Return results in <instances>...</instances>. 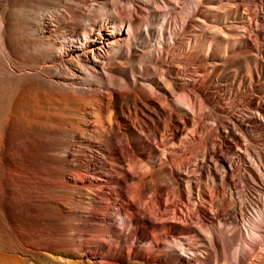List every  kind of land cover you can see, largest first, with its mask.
Instances as JSON below:
<instances>
[{
    "label": "bare ground",
    "instance_id": "1",
    "mask_svg": "<svg viewBox=\"0 0 264 264\" xmlns=\"http://www.w3.org/2000/svg\"><path fill=\"white\" fill-rule=\"evenodd\" d=\"M263 175L264 0H0V264H216Z\"/></svg>",
    "mask_w": 264,
    "mask_h": 264
},
{
    "label": "rangeland",
    "instance_id": "2",
    "mask_svg": "<svg viewBox=\"0 0 264 264\" xmlns=\"http://www.w3.org/2000/svg\"><path fill=\"white\" fill-rule=\"evenodd\" d=\"M52 119H51V122L53 123L54 122V118L53 117H51ZM43 140H45V138H43ZM84 153V154H83ZM83 153H81L80 155H81V157L83 158V159H85L86 161H88V162H92V164H95L96 162H97V160H95L96 158H94V156L90 153V152H83ZM86 157V158H85ZM91 160V161H90ZM87 162V163H88ZM95 166H97V165H95ZM9 168L6 170V172L8 171V173H10V174H7L8 176H9V178H16V179H19V177H21V171L17 168H15V166H12V165H10V166H8ZM17 170H19V171H17ZM74 171V173L76 174V176L77 177H80L81 179H92L94 176V178L93 179H95V178H97L99 175L98 174H96L95 173V171H93V170H83V169H75V170H73ZM11 172L13 173L12 175H11ZM19 172V173H18ZM114 172H115V176H114ZM117 171L115 170V171H113V172H111L110 174L109 173H107V175H105V176H107V177H105V176H99V177H102L103 179H124L125 177V179H138V178H140L139 176H141V172L138 174V175H132V174H129V173H122V172H117ZM82 173V174H81ZM113 173V174H112ZM78 174V175H77ZM108 174H109V176H110V178H108ZM19 175V176H18ZM118 175V176H117ZM119 175H120V177H119ZM122 175V176H121ZM235 175V179H236V183H238L237 185L239 186V187H241V184H240V182H238L240 179H245V176H237L236 174H234ZM83 178H82V177ZM87 178H86V177ZM88 176H90V177H88ZM113 176V177H112ZM98 177V178H99ZM124 177V178H123ZM238 177V178H237ZM23 178V177H22ZM196 178H198L197 176H196ZM199 178H204V179H206V177L205 176H202V177H199ZM264 175H263V177L262 178H259V180L257 181L258 183H255V184H253V182H251L250 183V189H251V191H249L248 192V195H250V196H248V201H247V205H246V207L249 209H247V213L245 214V219H244V221L245 222H241V228L243 229V233H244V231H246V229H245V226H244V224H242V223H246L247 224V228L249 227V224H251L252 222V224H254V222H255V220H257L256 218L257 217H259V216H257L259 213H261V212H264V200L263 201H261L262 199H264V192H262V191H264ZM154 179H160L159 177H156V176H154ZM261 179H263V181L261 182ZM261 185V186H260ZM252 189H254V190H252ZM257 191V192H256ZM260 194V196H259V194ZM213 196H216L215 194L213 195ZM258 197V198H257ZM260 197L262 198L261 200H260ZM262 202H260L259 200ZM250 202V203H249ZM253 204V205H252ZM252 206V207H251ZM256 210H255V209ZM254 209V210H253ZM251 210V211H250ZM255 211H257V213L255 212ZM251 213H252V215H251ZM218 215H220V219H219V221H221L220 223H219V226H221L220 228L221 229H223V230H221V234L222 235H220V238L221 239H219V243L221 244V245H223L222 247H221V245H220V247L222 248L220 251L221 252H219L217 255V258H216V264H221L222 262H223V264H230L231 263V261H232V264L234 263V264H264V222L262 223V225H261V229L260 230H258V231H256L257 233H255L254 234V232H251V236L250 237H252V235H253V237L252 238H250V237H247V238H249V239H247V240H245V242L243 241L244 239L243 238H241V237H243L242 235H241V232H239L240 231V229H239V227H235V223L234 224H232V222L230 223L229 221H225V220H223V219H221V218H223L222 217V214H218ZM249 217V218H248ZM232 224V225H231ZM229 225V226H228ZM243 226V227H242ZM234 229V230H233ZM249 229V228H248ZM227 230H228V232H231V234L230 233H228L227 232ZM230 230V231H229ZM232 230V231H231ZM237 230H239V231H237ZM224 231H225V234H224ZM238 233H237V232ZM249 231H250V229H249ZM223 232V233H222ZM234 234H233V233ZM228 233V234H227ZM260 233V234H259ZM259 234V235H258ZM255 235V236H254ZM239 236V237H238ZM258 236V237H257ZM225 237V238H224ZM230 237H232V238H234V239H232V244H233V246H229L228 244L226 245V243H229L230 242V240H228ZM236 237H237V239H236ZM222 238L224 239V240H222ZM240 238V239H239ZM261 238H262V240H261ZM173 239V241L175 242H179V243H181L182 242V238H177V237H173L172 238ZM221 240H222V242H221ZM228 240V241H227ZM225 241H227V242H225ZM234 241V242H233ZM175 242V243H176ZM225 242V243H224ZM240 244H239V243ZM244 242V243H243ZM242 243V244H241ZM243 244H245V246L243 245ZM239 245H241V246H239ZM247 245V246H246ZM227 248H226V247ZM229 246V247H228ZM236 246V247H235ZM183 247V246H182ZM189 246L188 245H186V247L184 246V248L182 249H179V253H181V254H183V256H185V258H190L191 257V255L194 253L193 251L194 250H192V249H190V248H188ZM235 247V248H234ZM243 247H245V248H243ZM224 248H226V249H224ZM228 248H229V250H230V248H231V250H230V252H229V250H228ZM234 249V250H233ZM242 249V250H241ZM249 249V250H248ZM232 250H233V252H232ZM190 251H192L193 253L191 254V252ZM227 253V255L224 253ZM250 251V252H249ZM253 251V252H252ZM237 252V254H235V253ZM220 253H222L221 255H219ZM224 253V254H223ZM233 253H234V255H233ZM228 256V257H226V256ZM237 255V256H236ZM222 256V257H221ZM225 256V257H224ZM240 256V257H239ZM235 257V258H234ZM238 257H239V259H238ZM244 257V258H243ZM223 258V259H222ZM224 258H225V261H224ZM228 259H229V261H230V259H231V261L229 262L228 261ZM235 259V260H234ZM248 260V261H247ZM250 260V261H249ZM228 261V262H227Z\"/></svg>",
    "mask_w": 264,
    "mask_h": 264
}]
</instances>
